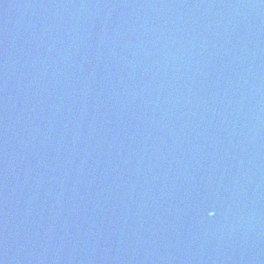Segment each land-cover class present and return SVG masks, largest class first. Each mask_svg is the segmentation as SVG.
Returning <instances> with one entry per match:
<instances>
[{
    "label": "water",
    "instance_id": "water-1",
    "mask_svg": "<svg viewBox=\"0 0 264 264\" xmlns=\"http://www.w3.org/2000/svg\"><path fill=\"white\" fill-rule=\"evenodd\" d=\"M0 264H264V0H0Z\"/></svg>",
    "mask_w": 264,
    "mask_h": 264
}]
</instances>
